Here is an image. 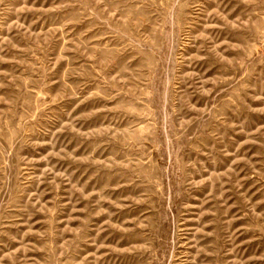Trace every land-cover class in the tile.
<instances>
[{
  "label": "rangeland",
  "instance_id": "374dc122",
  "mask_svg": "<svg viewBox=\"0 0 264 264\" xmlns=\"http://www.w3.org/2000/svg\"><path fill=\"white\" fill-rule=\"evenodd\" d=\"M0 264H264V0H0Z\"/></svg>",
  "mask_w": 264,
  "mask_h": 264
}]
</instances>
